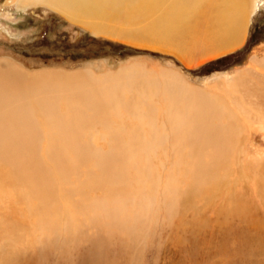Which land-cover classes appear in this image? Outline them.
<instances>
[{"label": "bare ground", "instance_id": "6f19581e", "mask_svg": "<svg viewBox=\"0 0 264 264\" xmlns=\"http://www.w3.org/2000/svg\"><path fill=\"white\" fill-rule=\"evenodd\" d=\"M21 1L114 36L100 17L131 23L153 14L134 32L187 51L240 44L255 3ZM245 119L264 127V60L202 87L137 65L28 71L0 59V258L33 264L42 244L62 233H94L93 248L102 249L164 217L163 254L173 260L264 264V160H247ZM124 243L118 251L128 256Z\"/></svg>", "mask_w": 264, "mask_h": 264}, {"label": "rangeland", "instance_id": "374dc122", "mask_svg": "<svg viewBox=\"0 0 264 264\" xmlns=\"http://www.w3.org/2000/svg\"><path fill=\"white\" fill-rule=\"evenodd\" d=\"M185 4L187 6V2ZM153 17L152 14L131 23L118 21L115 17H100L99 22L104 23L109 32L118 31L120 35L95 34L85 24L69 19L46 4L27 6L21 0H0V59L9 60L28 71L90 68L101 73L137 65L157 73L172 70L190 84L202 87L218 78L230 82L241 71L264 60V0H255L242 42L227 50L212 51L211 47L204 46L187 51V47L181 44L176 47L173 42L168 43L162 38L134 32L143 29ZM178 49L183 50V54H177L175 51ZM246 124L243 146L248 151L247 160L253 155L264 160V127L255 122L246 121ZM253 174L252 182L257 183L259 175ZM250 194L252 197L253 192ZM163 218L146 227L141 235L131 238V243L127 238H120L118 244L102 249L93 248L95 243L90 237L94 233L84 234L85 238L82 235L73 238L64 233L54 235L51 241L46 240L42 244L41 252L37 251L33 257V264H192L178 257L173 260L169 251L163 254L170 248L165 244L169 223ZM74 239L78 241L74 242ZM123 243L126 248H131L128 256L118 251ZM1 258L0 264H19L14 259ZM211 260L218 261L217 257ZM239 262L231 261L229 264H252L246 259Z\"/></svg>", "mask_w": 264, "mask_h": 264}]
</instances>
